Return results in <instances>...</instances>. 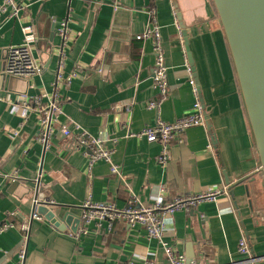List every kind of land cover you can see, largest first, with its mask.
<instances>
[{
  "label": "crops",
  "instance_id": "crops-1",
  "mask_svg": "<svg viewBox=\"0 0 264 264\" xmlns=\"http://www.w3.org/2000/svg\"><path fill=\"white\" fill-rule=\"evenodd\" d=\"M16 1L17 13L0 21V224H14L0 234V264H16L25 220L31 222L25 264H129L145 256L168 264L162 246L142 226L123 220L110 232L91 230L74 238L69 232L81 225L83 202L91 195L119 207L151 205L160 197L168 201L213 185L228 186V193L217 202L176 211L167 219L165 241L189 261L231 264L242 259L238 246L244 233L253 252L247 264H264V176L213 0ZM151 10L161 27L170 84L169 96L157 108H149L160 98L153 82L154 42L138 38L151 23ZM63 20L65 39L56 32ZM27 23L36 29L34 54L43 69L28 78L10 76L8 50L24 40ZM52 31L50 41L46 36ZM187 64L199 86L206 125L189 128L182 143L172 140L169 163L162 166V144L131 134L193 111ZM59 69L78 76L56 86ZM44 92L62 96L59 121L72 130L66 136L57 129L47 149L39 142L38 114L22 118L13 109L21 94ZM76 126L103 138L113 163L130 179L113 173L104 160L89 171ZM35 198L54 211L60 226L43 215L32 218Z\"/></svg>",
  "mask_w": 264,
  "mask_h": 264
},
{
  "label": "built area",
  "instance_id": "built-area-1",
  "mask_svg": "<svg viewBox=\"0 0 264 264\" xmlns=\"http://www.w3.org/2000/svg\"><path fill=\"white\" fill-rule=\"evenodd\" d=\"M18 10L19 4L16 0H1L0 21L4 15L14 16ZM150 14L151 23L143 34L138 35V38H151L154 42L156 59L153 66V82L154 87L159 92L160 98L149 102V108H157L159 103L169 96L170 84L168 80V66L161 45V27L157 22L156 11L151 10ZM22 29L25 35L24 40L20 44H14L9 47L5 64V73L10 76L28 78L35 74H39L43 66L34 54V47L37 42L34 24H24ZM56 32L62 35L64 39L67 38L68 28L66 20L59 23ZM187 71L189 74L188 81L192 86L195 96L193 111L172 122L158 120L154 125L145 127L141 131L131 134V136L145 137L150 142L158 141L162 144V151L158 157V162L162 166H166L169 163L168 154L172 140H177L182 143L184 141V134L189 128L206 125L205 108L201 101L200 90L189 64H187ZM76 76H78L77 72L65 76L62 70L59 69L55 85L58 86V82L61 81L69 83ZM44 97H48L46 103L43 102ZM13 106V109L22 118L28 117L29 113L32 111L38 114L39 142L43 144L45 149L50 147L51 138L57 129L66 136L72 134L69 125L66 123L61 124L59 121L63 113V98L57 92H54L52 95L44 92L35 96H29L26 93L21 94ZM75 129L77 130L76 137L78 147L83 150V153L87 157V168L89 171L92 170L96 162L104 160L111 163V171L113 173L119 174L125 181L130 179L129 174H124L118 165L113 163L112 150L106 146L103 138L88 133L80 128V126H76ZM11 133L14 136L16 135V131ZM161 190H164V188L162 187ZM228 190V186L213 185L202 192L184 193L168 201H164L160 197L151 205L138 204L127 207H119L111 200L95 201L90 195L81 206V225L75 230H70L69 233L79 240L83 234L91 230L98 233L104 231L110 232L117 220H123L132 226H142L146 230L147 237L156 240L158 244L162 246L168 264H199L197 261L187 260L183 253L174 250L173 247L165 241L167 219L172 217L178 210H189L203 202H217L221 195L228 193ZM44 201L45 203H53L51 200ZM41 205L45 204L35 198L34 212L32 214L33 219L42 218V215L38 211ZM104 222L107 223L105 227ZM13 227L14 224L11 222L1 223L0 234ZM21 228L25 232V235L23 243L18 251V260L16 264H25L31 222L25 220ZM238 252L241 254L242 259L234 261L231 264H247L252 261L253 252L244 233H242L239 239ZM129 264H155V261L145 256L141 263L130 261Z\"/></svg>",
  "mask_w": 264,
  "mask_h": 264
},
{
  "label": "water",
  "instance_id": "water-1",
  "mask_svg": "<svg viewBox=\"0 0 264 264\" xmlns=\"http://www.w3.org/2000/svg\"><path fill=\"white\" fill-rule=\"evenodd\" d=\"M213 3L230 46L264 176V0H213ZM53 37V31L46 36L50 41ZM187 52L190 57L189 48ZM38 211L60 226L52 209L41 205Z\"/></svg>",
  "mask_w": 264,
  "mask_h": 264
}]
</instances>
